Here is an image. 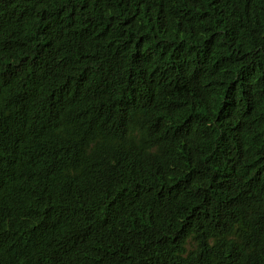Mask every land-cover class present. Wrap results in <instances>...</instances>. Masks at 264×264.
Here are the masks:
<instances>
[{"label":"trees","instance_id":"obj_1","mask_svg":"<svg viewBox=\"0 0 264 264\" xmlns=\"http://www.w3.org/2000/svg\"><path fill=\"white\" fill-rule=\"evenodd\" d=\"M263 226L264 0H0V264H264Z\"/></svg>","mask_w":264,"mask_h":264},{"label":"bare ground","instance_id":"obj_2","mask_svg":"<svg viewBox=\"0 0 264 264\" xmlns=\"http://www.w3.org/2000/svg\"><path fill=\"white\" fill-rule=\"evenodd\" d=\"M263 227H264V226H263ZM261 234H262V233H261ZM262 238H263V237H262ZM262 238H261V239H262ZM263 239H264V238H263ZM262 243H263V242H262ZM263 246H264V245H263ZM261 248H262V247H261ZM241 251H242V250H241ZM241 258H242V257H241ZM238 259H239V258H238Z\"/></svg>","mask_w":264,"mask_h":264}]
</instances>
